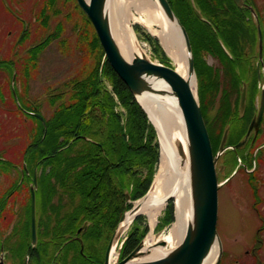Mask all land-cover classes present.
<instances>
[{
    "label": "trees",
    "instance_id": "trees-1",
    "mask_svg": "<svg viewBox=\"0 0 264 264\" xmlns=\"http://www.w3.org/2000/svg\"><path fill=\"white\" fill-rule=\"evenodd\" d=\"M168 2L189 37L198 80V99L210 138L217 130V141L215 144L213 139L212 150H217L226 127L231 128L227 142L236 144L249 119L248 112L239 116L238 111L240 87L249 78L239 72L238 62H242V65L244 63L242 71L244 66L250 64L243 54L248 43L240 39L253 41L256 35L255 27L249 20H245L249 14L237 7L230 10L231 0H194L205 18L200 20L193 12L190 0ZM80 11L84 25L92 29L90 37L85 36L83 40L91 51L89 54L94 58V63L81 76L71 77L56 87L55 92H48L47 101L52 110L48 117L40 113L44 122L33 115L23 114L19 108L18 112L27 115L33 124L31 131L34 132L23 149V161L30 170L37 166L40 168L37 180L43 212L47 213L52 205L51 197L58 195L62 189L72 204L78 200L76 216L84 212L93 219L96 230L90 239L97 241L102 237L104 224H111L115 230L123 212L131 207L126 202V194L131 200H137L148 191L157 171L160 152L153 127L126 84L109 62L103 59L104 52L94 28L84 12ZM61 37L62 28L57 27L51 36L48 35L28 50L33 56L25 59L27 64L20 70L23 93H17V99L21 102L26 99L30 74L36 68L37 52L49 40L59 41ZM207 55L215 57L220 68L208 65L205 60ZM12 71L10 67V79ZM256 85L257 79L254 76L249 88L247 86L246 101L250 110L255 102ZM10 95L15 100L13 92ZM35 102L33 109L39 112L42 104ZM116 107L124 112L119 113ZM6 163L10 168L14 167L13 163L0 156L1 170L4 171ZM171 204L168 205L164 219L166 223L173 218ZM3 211L4 194L0 195V219ZM29 212L28 209L27 220L23 221L20 232V255L23 259L29 249L34 251L32 255L39 261L38 264H43L49 258L48 247L42 244L35 249L28 244ZM76 218L73 217L72 221ZM139 219L137 216L134 222ZM146 231L147 227L141 229L137 223L132 227L121 246L122 257L136 247ZM77 258L83 261L81 255H77ZM76 264L81 263L77 261Z\"/></svg>",
    "mask_w": 264,
    "mask_h": 264
},
{
    "label": "rangeland",
    "instance_id": "rangeland-1",
    "mask_svg": "<svg viewBox=\"0 0 264 264\" xmlns=\"http://www.w3.org/2000/svg\"><path fill=\"white\" fill-rule=\"evenodd\" d=\"M263 1L264 0H257L260 5L259 7L261 8L260 14L264 18V8L262 5ZM112 4L113 8H115L114 0H112ZM29 5V0H26L25 2L19 0L17 3L13 4L15 8L17 7L20 10L18 13L23 16L24 20L30 21L29 27L27 28L30 38L26 45L17 47L18 52H25L27 47L40 41L46 35V32H44L45 30L42 31L36 28L37 24L36 22H33V14L31 13L30 16V14L27 12ZM58 9H61L62 13L58 15L57 12L55 23L58 25L57 27L62 28V39L59 41L58 39L52 41L39 56L38 68L33 70V73L30 74L28 91L25 95L31 100L38 101L39 104H42V107H39L41 108L39 112L44 114L46 117L50 115V111L52 110L49 107L47 101L48 92H55L56 87H60L63 82L71 77L81 76L94 63V58L89 54L91 51H89L87 43L83 40L85 36L90 37L92 29L89 28L88 25H84V17L79 10L77 2L73 0L71 14L68 13V18L65 17V9L62 5L59 4ZM3 19L4 53L11 52L12 54V50H14V42L21 34L22 25L15 20H12L11 14L4 11V8H0V24L1 20ZM252 19L255 22V16L253 14ZM12 22L16 23L14 24ZM53 24V21L50 22V28H53ZM132 29L137 44L143 51L146 52L149 59L154 62L176 68V64L173 62V60L166 55V52L159 42V39L152 35L144 25L134 22L132 24ZM0 41H2L1 33ZM244 51L247 52L246 57L249 59L251 68H254V73L246 75L249 76L248 81L246 82V86H248L249 83H251L253 77H256L255 63L258 60L257 38L255 39L254 37L252 43H248L244 47ZM205 60L208 65H211L214 68H220L219 62L215 57L207 55ZM261 71L264 72V67ZM17 72L19 76V82H17V86H19V93L22 94V76L20 71ZM195 77L196 86L194 85L193 88L197 90L198 80L197 76ZM9 83L10 74H4V81L2 83L4 85V115H1L0 112V156L13 163L14 167L9 168V173L7 174H5L4 171L0 169V195L4 194V187L10 185L13 181H16L20 178L18 168H21L22 166L23 149L26 143L29 142L31 135L34 132L31 131L33 127L31 119L28 117L24 119L25 116L18 112V108L11 99L10 91L7 87ZM262 86V78L257 79L254 95V105L256 106V110L259 105L260 91ZM57 90H59V88ZM116 111H119L121 114L124 112L120 107H116ZM211 112L213 113V111ZM216 133L217 130H215L213 136H211L212 138L209 136L211 145L213 144V139L214 141L216 140ZM223 155L218 158L219 163H223V159L225 158ZM159 164L160 161L158 160L155 176L159 171ZM225 168L226 169L222 168L219 174V181L225 180L228 177V174L231 172V167ZM258 168V176L260 177V180L263 181L261 183L259 194L260 197L264 199V164H261ZM23 186V192L19 193L20 196L15 199L10 206L11 212L8 214L6 218L7 220L5 221L4 219V211L2 212L3 217L1 216L0 219V257L3 255V263L4 231L7 225L11 227L15 221L16 216L13 215V210L16 204L18 203L19 206H25L28 212L30 197L29 186L27 182H24ZM217 196L218 211L216 230L222 243L223 250V254L218 264H264V203L262 202L258 206V210L261 215L260 218L251 207L252 198L247 184L245 172H235L227 183H223L219 186ZM130 200L131 199L129 197V201L126 202H128L131 206L138 201ZM169 203L171 204L172 202ZM169 203L157 217L156 223L152 227L150 226L148 218L145 214L139 213L136 215V217L139 216L140 219L134 222V218L128 225L127 229L122 233L120 240L114 249L115 252L112 256L113 262L123 258L119 249L121 247V240H123V238L129 234L130 230L136 223L141 229L143 227H147L146 234L141 241L144 242L145 239L148 238L149 234H152L156 241H160L165 238V236L170 232L172 224L175 220L174 205L172 221L166 223L164 220ZM27 217L28 216L24 218V221L27 220ZM6 222H8L7 225ZM258 228L261 229L256 232ZM172 243L173 242H166L164 248L169 249L170 247H174L175 245ZM253 247H256L255 257L250 253Z\"/></svg>",
    "mask_w": 264,
    "mask_h": 264
},
{
    "label": "water",
    "instance_id": "water-1",
    "mask_svg": "<svg viewBox=\"0 0 264 264\" xmlns=\"http://www.w3.org/2000/svg\"><path fill=\"white\" fill-rule=\"evenodd\" d=\"M76 2L90 20L103 49L105 58L119 78L126 84L153 127L160 152L161 138L158 128L155 126L149 113L138 99L139 96L144 94H156L157 96L169 94L173 96L181 112L186 133L185 147L182 144L181 138L175 140L177 155L172 166L174 174H180L181 171H187L190 179L192 217L181 241L174 248L169 249L164 255L161 254L155 256H150L149 249H145L144 242L140 241L136 247L121 260L110 263L111 250L112 248H116L122 233L128 227V225H121L125 219L126 213L130 212L133 215L138 209V204H133L129 210H125L121 215L120 220L109 239L103 264H203L205 258L215 244H217L218 253L212 264H218L222 255V243L216 230L218 211L217 192L219 186L226 180L219 181V174L223 165L220 163L218 164L217 161L226 149H236L241 147L244 144L245 139H242L231 146L226 145L229 130V128L226 127L221 136L217 151L213 153L209 134L201 113L197 90L194 89V92L192 90V86H196V74L193 65L192 49L184 26L180 23L178 17L173 12L168 0H157L166 19L170 23H175L178 26L180 38L186 50V77L180 75L173 67L152 61L144 53L134 55L130 59H126L122 55L113 38L111 30V19L114 14L112 0H76ZM190 2L196 17L200 20H205L194 0H190ZM234 2L238 6H242V0H234ZM251 11L254 13L252 8ZM257 39L258 59H262V33L259 25H257ZM133 41L139 48L135 38ZM225 51L227 52L226 49ZM257 71V79H260V70L257 69ZM192 78H194L193 85ZM262 78L264 79L263 75ZM159 82L164 83L167 86V89H156L155 83ZM246 100L247 86L246 83L243 82L240 87L238 106L239 116H243L244 114ZM263 109L264 85L260 91V101L257 113L252 118L246 135L249 134L252 128H254L255 131L257 130ZM36 115L42 119L40 114ZM155 177L156 176L154 175L148 191L142 197L137 199L138 201L150 192ZM33 183L36 185V177H34ZM30 189L31 244L34 246L37 241L35 195L33 187ZM172 198L173 194L169 193L166 198V205L172 200ZM125 199L129 201L128 194L125 195ZM138 214H135L133 219ZM123 242L124 238L121 240V246ZM156 242L157 246L162 248L166 245V241L164 240ZM119 249L121 251V247ZM2 259L3 255L0 257V264H4Z\"/></svg>",
    "mask_w": 264,
    "mask_h": 264
},
{
    "label": "flooded vegetation",
    "instance_id": "flooded-vegetation-1",
    "mask_svg": "<svg viewBox=\"0 0 264 264\" xmlns=\"http://www.w3.org/2000/svg\"><path fill=\"white\" fill-rule=\"evenodd\" d=\"M19 0H0V8L4 11L8 12L12 16V20L20 23L22 25L21 34L17 37L14 42V50L11 52L4 53V19L1 20L0 24V33L2 37V41H0V112L1 115H4V85L2 84L4 81V74L9 72V68L12 67L13 71L11 72L10 83L7 86L10 92H13V96L15 100L16 107L19 108L23 114H30L34 117L40 119L36 114H40V112L35 111L34 101L26 96L24 101H20L17 99V93H19V89L17 86V82H19L18 72L24 69L27 64L25 59H30L29 57L33 56V53H28V50L45 39L48 35L51 36L53 32L56 31L57 24L55 23V18L60 15L61 9H58L59 4L62 5L65 9V17L68 18V13L71 14V7L73 4V0H29L30 5L27 9V12L33 14V22H36L39 30H45L46 35L40 41L34 43L33 45L27 47L26 51L18 52V46H24L28 42L30 35L27 32V28L29 27L30 21H25L23 16L19 14L20 10L13 6L14 3H17ZM26 1V0H22ZM28 1V0H27ZM76 1V0H75ZM264 8V1L262 2ZM259 3L257 0H242V6H238L234 0L230 2V10H234L235 7L240 9L243 13L248 12L249 17L245 20H249L252 25L255 26L257 38V25L260 26L262 33V59H258L255 63L256 67V77H257V69L260 70V75L264 76L263 70V56H264V18L261 16V8L259 7ZM80 8V7H79ZM251 8L254 10L252 13ZM80 10V9H79ZM252 14L255 16V22L252 19ZM29 16V15H28ZM54 22L53 28H50V22ZM12 22V23H16ZM53 29V30H52ZM25 31V32H23ZM55 40V39H54ZM54 40H49V42L44 46L41 50H39L36 54V68H38L39 64V56L42 54L43 50ZM247 41V43H252L247 38H241L240 41ZM258 45V39H257ZM16 51V52H15ZM11 54V55H9ZM243 54L246 56L247 52L243 50ZM247 58V57H246ZM258 58V54H257ZM105 59V58H103ZM241 61V60H240ZM258 64V68H257ZM238 70L239 72L249 75L254 73V68H251V65L244 66L242 62H238ZM34 69V70H35ZM241 70V71H240ZM262 72V73H261ZM257 79V78H256ZM263 85H264V79ZM2 84V85H1ZM37 102V101H36ZM35 102V103H36ZM39 103V102H38ZM49 107H51L49 105ZM259 107V105H258ZM257 107V110H258ZM33 109V110H32ZM256 106L253 105V109L250 110L248 108V102H246L244 113L248 112V121L245 126L244 133L242 135V139H245L244 144L241 147L236 149H229L224 151L225 158L223 159V169L225 167L230 168L231 172L228 174V177L225 179L224 183H227L230 180V177L238 171H244L246 175L247 184L250 190V195L252 198L251 207L254 212L261 218V215L258 210L259 204L264 203V199L260 197L259 191L261 189V183L258 176L259 166L264 164V109L262 113L261 120L258 124L257 130L254 128L251 129L248 135L247 130L252 118L257 113ZM41 115V114H40ZM27 116V115H26ZM24 117L26 119L27 117ZM42 117V115H41ZM44 121V119H43ZM231 128L229 127L228 136ZM240 139V140H242ZM228 140V138H227ZM226 145L231 146L235 143L227 142ZM239 142V141H238ZM213 151V150H212ZM216 152V151H215ZM213 151V153H215ZM221 155V156H222ZM4 160H6L4 158ZM8 161V160H6ZM219 164V162L217 161ZM16 166V165H15ZM9 164H4V173H9ZM13 168V167H11ZM20 173V178L16 181H13L10 185L4 187V219L7 220L8 214L11 212L10 206L15 199H17L22 193V188L24 187V182H27L29 186V216H30V238L28 240V244L31 248H40L42 244L48 247L47 252L49 254V258L43 262V264H76L78 261L81 264H103L105 259V252L107 249V245L109 239L114 231V228H111V224H104V227L101 229V238L97 241H93L90 239L92 233L95 232L96 228L94 227L93 219H91L87 213L81 212L76 216L75 210L79 209L78 200H76L73 204L67 193H63V190H59L58 195H54L50 199L49 210L47 213L43 212V206L41 208V190L38 184L37 177L40 173V168L34 167L33 170L27 168L26 163L23 161L22 154V166L18 168ZM243 174V173H242ZM36 177V185L33 183V179ZM260 184V185H259ZM31 187L34 189L35 195V214H36V232H37V241L34 246L31 244ZM13 215H15V221L9 227L6 222V229L4 231V264H38L39 261L35 260L33 255L34 251H30L28 249L27 253L24 254L23 259L21 258L20 252L21 249V230L24 225V218L28 216L27 209L23 205L19 206L16 204ZM44 216V217H43ZM73 217H77L73 222ZM264 225V223H263ZM92 229L90 230V228ZM261 228H258L260 230ZM256 236V235H255ZM259 240V239H258ZM258 242V241H257ZM255 249L253 247L251 249V255L255 257ZM25 250V249H24ZM248 253V251H247ZM223 254V250H222ZM77 255H81L83 257V261L77 258ZM222 256V255H221ZM33 257V258H32ZM9 259V260H8ZM255 261V260H254Z\"/></svg>",
    "mask_w": 264,
    "mask_h": 264
},
{
    "label": "bare ground",
    "instance_id": "bare-ground-1",
    "mask_svg": "<svg viewBox=\"0 0 264 264\" xmlns=\"http://www.w3.org/2000/svg\"><path fill=\"white\" fill-rule=\"evenodd\" d=\"M114 4L111 30L122 55L126 59H130L134 55H140V53H144L148 57L146 52L141 50L140 47L139 49L133 41L132 24L140 22L145 25L152 35L159 39L166 55L176 64V71L186 77V50L181 41L178 26L166 19L157 0H114ZM193 84L194 78H192ZM155 88L164 90L167 89V86L159 82L155 83ZM192 90L194 92L193 86ZM138 99L158 128L161 138L160 164L152 189L144 198L135 203L138 204V209L133 215L130 212L126 213L121 225H129L135 214L143 213L147 216L150 226H154L157 217L166 206L168 194L171 193L173 194L172 203L175 210V220L170 232L163 240L167 243L173 242L172 244L176 246L184 236L186 227L192 217L188 172L181 171L180 174H174L172 170L177 155L175 140L181 138L185 147L184 122L173 96L169 94L162 96L144 94L139 96ZM156 243L152 234H149L144 241V248L149 249L150 256L164 255L169 249L175 247L162 248L157 246ZM114 252V248H112L110 263L113 262ZM217 253L218 247L215 244L203 264H212Z\"/></svg>",
    "mask_w": 264,
    "mask_h": 264
}]
</instances>
